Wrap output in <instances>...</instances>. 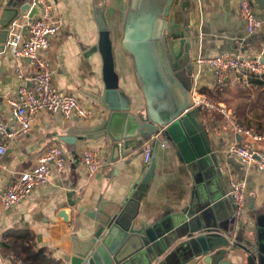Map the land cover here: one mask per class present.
Instances as JSON below:
<instances>
[{"label":"crops","instance_id":"obj_1","mask_svg":"<svg viewBox=\"0 0 264 264\" xmlns=\"http://www.w3.org/2000/svg\"><path fill=\"white\" fill-rule=\"evenodd\" d=\"M14 1L17 0H0V20L7 4ZM48 1L63 26L40 55L53 74L54 86L61 92L77 96L84 105L91 107L93 116L79 120L66 119L60 113L39 114L27 136L8 140L7 152L0 156V192L12 176L32 170L39 155L53 145L61 146L68 160L61 172L51 169L49 184L33 190L14 206L0 205V264H23L13 251L7 250L11 242L7 236L22 232L28 233V243L34 249L43 250L54 264H70L73 239L85 240L97 226L96 220L79 210L110 214L128 200L141 182L146 185V194L139 218L152 226L159 236H164L173 250V255L165 254L158 264H182V259L190 253L186 234L206 228L220 231V235L210 239L219 245L217 251L224 254L223 260L231 264H254L247 260L242 250H232V242L236 241L257 250L258 264H264V175L247 168L228 152L235 142L244 140L237 134V128L264 135V119L256 116L264 113V88H257L254 83L249 87H235L239 90V100L252 102V106L247 111H232L227 109L231 104L228 93L224 92L234 88L216 89L207 68L198 75L192 68L188 80L190 96L214 106L207 108L201 104L192 109L196 110L197 122L203 127L215 164L209 156L198 164L181 162L170 143L161 136L117 162H110L109 147L104 139L78 140L71 147L63 139L80 137L83 131L94 129L108 115L102 106L78 93L82 90L101 96L104 91L101 57L98 52L90 53L98 40L94 7L101 5L102 0ZM238 2L174 0L170 19L190 34L191 62L197 56L207 58L222 54L264 60V9L250 2L263 26L256 33L247 34L238 15ZM126 3L127 0H107L106 18L119 90L133 108L141 109L144 99L131 62L118 46ZM16 68L23 76L32 75L26 62L0 54V120L10 129L15 126L7 100L24 84L15 76ZM219 106L225 113L220 112ZM252 113L255 116L250 122L245 117ZM236 117L242 118L241 122ZM162 142H167L168 147L163 148ZM148 146L152 154L150 161L145 163L143 150ZM86 148L96 150L101 160L100 170L89 180L81 163V152ZM230 180L245 184V206L241 210H236L229 199ZM61 210L70 213V223L58 218ZM227 238L230 244L224 247L223 241ZM23 245H27L26 242Z\"/></svg>","mask_w":264,"mask_h":264},{"label":"water","instance_id":"obj_2","mask_svg":"<svg viewBox=\"0 0 264 264\" xmlns=\"http://www.w3.org/2000/svg\"><path fill=\"white\" fill-rule=\"evenodd\" d=\"M106 1L102 0L101 5L94 7L98 40L90 50L101 57L104 91L101 96L82 90L78 93L102 106L108 115L94 129L83 131L76 139L63 141L74 147L78 140L104 139L109 147L110 162H117L136 153L154 136H161L170 143L181 162L198 164L209 156L215 164L206 134L197 122L196 110L192 109L188 85L192 70L190 34L170 19L174 0H127L126 3L118 46L131 62L144 99L141 109L133 108L119 90ZM250 2L264 9V0ZM29 9V3L24 0L7 4L0 20V45L6 41L10 23L25 16ZM37 13L38 9L34 7L28 17ZM145 194L146 185L141 182L128 200L110 214L79 210L96 220L97 226L85 240L73 239L70 264H158L165 254L173 255L165 237L159 236L152 226L139 218ZM58 218L66 223L71 221L67 210H61ZM220 234L216 228L189 231L185 237L190 253L182 259V264H231L223 260L224 254L217 251L219 245L210 239ZM229 244L228 238L223 241L224 247ZM232 245V250H242L248 261L258 264L257 250L252 246L236 241Z\"/></svg>","mask_w":264,"mask_h":264},{"label":"built area","instance_id":"obj_3","mask_svg":"<svg viewBox=\"0 0 264 264\" xmlns=\"http://www.w3.org/2000/svg\"><path fill=\"white\" fill-rule=\"evenodd\" d=\"M30 9L25 16L13 20L7 27V38L1 45L0 54H6L17 61H24L32 69L31 76H23L16 68L14 74L24 84L17 93L7 100L11 108L14 128L0 120V156L7 152V142L13 138L27 136L33 128L39 114L60 113L64 118L88 120L92 118L91 107L84 105L73 95L61 92L53 84V74L41 53L50 41L56 37L63 21L54 15L53 5L48 0H28ZM36 7L38 13L28 17L30 10ZM238 15L242 19L247 34H254L262 29L263 22L258 19L254 8L248 0H239ZM197 75L207 68L211 84L216 89L249 87L252 83L257 88H264V60L261 57L248 58L241 55L222 54L215 57L197 56L191 62ZM192 108L204 104L213 108L212 104L191 97ZM221 113L224 109L219 106ZM244 140L235 142L228 152L246 165L264 175V135L248 130L236 129ZM157 139V136L153 137ZM163 148L168 147L162 142ZM152 150L148 146L143 150V161L148 163ZM67 155L59 145H53L37 158V165L30 171L12 176L0 192V205L11 207L24 200L33 190L50 182L51 169L61 172L67 165ZM81 163L86 169L89 180L101 168L98 152L86 148L81 152ZM229 197L236 210L245 206V184L242 181L230 180ZM69 264V263H63Z\"/></svg>","mask_w":264,"mask_h":264},{"label":"trees","instance_id":"obj_4","mask_svg":"<svg viewBox=\"0 0 264 264\" xmlns=\"http://www.w3.org/2000/svg\"><path fill=\"white\" fill-rule=\"evenodd\" d=\"M7 239L11 240L7 250L13 251L16 258L20 259L23 264H54L43 250L34 249L33 245L28 243L30 242L28 233H12L7 236ZM23 242L27 245H23Z\"/></svg>","mask_w":264,"mask_h":264},{"label":"rangeland","instance_id":"obj_5","mask_svg":"<svg viewBox=\"0 0 264 264\" xmlns=\"http://www.w3.org/2000/svg\"><path fill=\"white\" fill-rule=\"evenodd\" d=\"M232 90L233 91H230V92H224L225 94L228 93V97L227 98L229 100V103L231 104V105H228L227 109L229 108L230 110L232 109V111L235 110L237 112V111H240V110L247 111L248 108H251L252 102L246 101V103H244L243 101H241L242 99L239 100V98H238L239 90H236V88H234ZM239 97H240V95H239ZM236 98H238V99L236 100ZM230 107H232V108H230ZM254 116L255 115L252 113V114H250L249 116H247L245 118H247V120H250V122H252L253 119H254ZM256 116H258V117L261 116V117H263L262 119H264V113L263 112H260L259 115H256ZM237 118L238 117H236V119ZM238 120H237L238 122H241L242 118H238Z\"/></svg>","mask_w":264,"mask_h":264}]
</instances>
